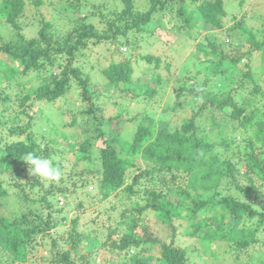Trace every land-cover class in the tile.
<instances>
[{
    "label": "trees",
    "instance_id": "1",
    "mask_svg": "<svg viewBox=\"0 0 264 264\" xmlns=\"http://www.w3.org/2000/svg\"><path fill=\"white\" fill-rule=\"evenodd\" d=\"M32 1L35 4L41 2ZM71 1L69 0V6L73 12L78 13L81 1ZM123 1L121 15L115 10L112 11L113 18H105L101 14L100 17L105 18L106 26L101 31L94 23L87 22L85 15H78L71 29L63 33L56 32L52 21L42 16L37 35L27 37L21 30L26 1L0 0V25L12 30V34L6 39L0 34V84L5 82V89L10 88L9 82L11 83L13 76H27L34 72L39 73L42 78V83L34 91L18 95V106L21 107L19 112L26 116V120L19 127H10L9 134L16 137L1 145L0 172L4 175H0V198H4L11 189L25 209L18 213H0V264H35V258L30 260L29 255L39 251L40 247L46 254L50 253V258L46 259L47 255L41 253L38 256L39 261L48 260V264H98L89 258L91 251L80 253L85 241L79 230L81 215L67 217V214L62 213L63 208L56 206L59 195L68 196L66 188L29 175L28 165L22 161L23 156L31 152L49 158L63 171V161L70 152L69 148L75 161L91 157V139H83L76 148H73V144L63 145L52 137L45 139V142L37 141L31 132L36 118L27 110L28 101L31 98L41 102L56 101L71 88L73 80L81 84L82 98H89V74L82 72L74 63L75 57L90 43L110 40L117 47L121 44L130 46L133 39L129 33L140 30L142 24L156 17L161 19L160 11L164 15L170 14L178 29L199 27L200 23L209 24L222 30L226 38L221 43L210 42L208 47L201 50L202 62L206 63L205 72L210 77H205L200 83H191L189 87L180 85L178 88L179 94L186 91L188 95L201 99L196 109L198 111L192 112L190 117L172 130L169 129L167 120L161 122L153 133V118L144 116L138 123L132 141L121 140L115 136L112 139L104 138L100 149L101 176L96 182L100 192L99 200H104L113 193L118 196L120 191L128 194L127 199L134 196L131 205L121 213L129 221L124 220L126 224L121 228H107L102 245H109L110 254L121 259L120 262L108 263L155 264L145 252L150 250L149 244L157 242V239L152 238L145 227H141V233L136 231L138 221L141 222L140 215L147 209H152L157 217L166 221L172 228L173 235L180 232L179 228L184 224L178 222V219L189 220V230L184 228L182 232L209 239L211 244L217 240H226L242 250L257 244L264 235V211L255 206V199L264 198V191L253 180L243 185L233 178L236 193L251 194L253 197L249 201L241 200L237 194L227 192L221 186L222 180L234 177L235 162L229 158H220L214 150L216 144L205 132H199L196 123L197 114L206 107H212L217 111H228L224 117V125L235 120L231 127L236 131L250 130L255 137L260 133L261 143L257 145L254 141L247 140L246 151L241 156L248 159L249 172L264 182V108L260 111L251 99L253 94L263 91L256 79V69L250 67L251 52L264 51V38L257 40L253 31L244 27L243 18L224 26L223 19L227 15L224 0H148L147 6L141 11L133 7L132 0ZM241 29L244 32L243 40L233 42L237 37L234 33L237 34V30ZM228 34L232 38L228 39ZM245 43H248V48L241 51L239 47ZM227 47L229 51L226 50ZM231 49L239 53L231 54ZM128 55V52H124L122 59L110 62L101 69V74L113 84L122 82L126 98L139 100L145 98L146 94L153 96L157 90L149 84L145 90L138 89L137 85L131 86L132 67ZM210 55L212 57L208 58ZM141 57L146 62L153 63L154 67L161 62L160 56L150 53ZM11 61L17 62V65H10ZM165 66L169 67V63L166 62ZM225 78H228V83L234 84L227 88ZM215 79L216 82L224 80L217 90L211 84ZM247 93L249 98L245 97ZM2 99L9 100V95L4 94ZM250 102L253 104H249ZM176 105L182 106V103L178 102ZM170 108L176 109L175 106ZM4 111V108L0 109V116ZM92 111L89 108L85 113ZM14 117L15 115L12 119ZM213 121L216 123L215 117ZM96 131L99 135L103 134L100 129ZM234 141L232 139L231 143ZM231 153L233 156L238 154ZM139 158L143 165L137 164ZM130 168H134V173L131 182L125 185L124 182L128 181L126 173ZM63 179L61 176L59 182ZM138 183L143 188L136 187L135 184ZM140 200L142 204H139ZM216 207H219L220 212L211 216L213 223L210 218L201 216V210H214ZM136 213L138 215L135 217ZM245 216L249 220L257 218L253 221L254 226H240ZM119 234L121 235L116 238ZM160 245L162 264H186L185 249L177 246L173 239ZM253 264H264V260Z\"/></svg>",
    "mask_w": 264,
    "mask_h": 264
},
{
    "label": "rangeland",
    "instance_id": "2",
    "mask_svg": "<svg viewBox=\"0 0 264 264\" xmlns=\"http://www.w3.org/2000/svg\"><path fill=\"white\" fill-rule=\"evenodd\" d=\"M25 1L26 7L22 18L24 25L21 30L27 37L37 35L42 16L52 21L56 32L63 33L71 29L78 15H85V20L94 23L101 31L106 28L104 25L105 18H113V10L121 15L124 8L123 0H80L82 5L78 13H75L69 6V0H41L40 4H35L32 0ZM75 1L72 0L71 2L76 3ZM147 1L132 0V5L136 10L141 11L147 6ZM224 1L227 13L223 19L224 26H229L235 20L243 18L244 27L251 29L257 40L264 38V0ZM101 14L105 18L100 17ZM159 15L162 16L161 19L156 17V19L142 24L140 30L131 32L132 35L129 33L133 39L130 46L121 44L120 47H117L110 40H105L96 44H88L75 57L74 63L79 66L82 72L89 74L87 85L89 98H82V86L73 80L71 88L56 101L41 102L35 98L28 101L29 108L27 110L36 118L31 132L37 141L45 142V139L52 137L63 145L73 144V148H76L83 139H91V157L75 161L69 148L70 152L67 154L66 160L63 161L62 176L64 179L62 182L54 183L65 187L68 194V196L59 195V202L56 206L62 207V213L67 214V217H73L74 214L81 215L79 230L82 232L85 241L80 253L85 254L87 253L86 250L91 251L89 258L98 264H109L108 261L115 263L121 261L119 257L110 254L109 245L103 246L102 243L105 241L108 226L110 229H112L110 226L121 228L126 224L124 220L129 221L128 217L122 216L121 213L134 201V196L127 199L128 194L124 191H120L118 196L113 193L106 199L99 200L100 192L96 182L101 176L100 149L104 144V138L112 139L115 136L121 140L132 141L138 123L144 116L153 118L155 123L152 125L153 133L156 132L157 126L161 122L167 120L168 127L172 130L190 117L192 112L198 111L196 109L201 99L188 95L186 91L179 94L178 88L180 85L189 87L191 83H200L205 77H210L205 72L206 63L202 62L201 50L203 47H208L210 42L221 43L226 38L222 30L215 29L209 24L200 23L199 27L178 29L170 14L164 15L163 11H160ZM11 32L12 30L10 31V29L0 25V34L5 39L12 34ZM234 34L238 38L236 37L233 42L238 39L243 40L244 32L242 29L237 30V34ZM229 38L232 36L228 34ZM247 48L248 43L239 47L241 51H245ZM226 50L229 51V47ZM124 52H128L130 57L131 86L137 85L138 89L145 90L149 84L157 90L153 96L146 94L145 98H139V100L126 98L122 82L113 84L101 74V69L110 62H117L122 59ZM147 53L160 56V64L154 67L153 63L146 62L141 55ZM229 53L234 54L235 50L231 49ZM236 53L239 52L236 51ZM211 57V55L208 56V58ZM166 62L169 63V67L165 66ZM250 64V67L257 71L256 79L261 84L263 91V93L253 94L251 99L261 111L264 108V51L251 52ZM10 65L15 66L17 62L11 61ZM38 74L34 72L27 76L15 75L12 77L11 83L9 82L11 87L7 89H5V82L0 84V109H5L4 114L0 116V157L2 156L1 145L4 141L13 140L16 137L9 134V128L13 125L19 127L26 120V116L19 112L21 107L18 106L17 97H19L18 95L21 96L22 93L34 91L42 83V78ZM224 80H226L227 88L234 84L233 82L228 83V78ZM224 80L216 82L215 79L211 83L212 88L217 90ZM4 94L9 95V100L4 101L2 99ZM247 95L249 93L245 95L246 98H249ZM178 102L182 103V106L176 105ZM252 102L249 104L252 105ZM171 106H175L176 109H171ZM89 108L93 111L86 114L85 111ZM225 114H228V111H217L212 107H206L197 114L196 123L199 132H205L210 140L216 144L214 150L219 157L222 159L229 158L235 162L234 177L224 178L221 186L226 188L227 192L237 194L241 200L249 201L253 197L251 194L235 192L233 178L243 185L253 180V183L260 186V189L264 191V182L257 179L254 173L249 172L248 159L243 155L241 156L247 148L245 142L252 140L258 145L262 141V135L259 133L255 137L250 130L236 131L231 127L235 120L228 119L230 122L224 125ZM14 115L15 117L12 119ZM213 117L216 118V123H214ZM96 129L102 130L103 134L99 135ZM232 139L235 140L234 143H231ZM231 152L239 155L233 156ZM137 160V164L143 165L140 158ZM133 173L134 168H130L126 173L128 181L124 182L125 185L131 182ZM0 175H4V173L0 172ZM85 177L87 178L83 180ZM135 186L143 188L140 183L135 184ZM11 191L9 189V193L4 198H0L1 214L18 213L25 209V206ZM142 203L140 200L139 204ZM255 206L264 211V198L255 199ZM180 210L182 211L183 208L181 207ZM219 212V207H216L214 210H201L200 214L204 218H210V222L213 223L214 219L211 216ZM137 215L136 213L135 217ZM140 217L141 222L137 220L136 231L141 233L143 232L141 227H145L146 230L150 231L151 237L157 239V242L149 244L151 248L145 252V255L150 256L155 264H162L160 244L162 242L168 243L172 239L177 246L185 249L186 264H253L264 260V235L261 236L257 244H252L241 250L226 240H217L211 244L209 239L184 234L182 229L187 228L189 230L190 228L189 220L178 219V222H184V224L179 228L181 231L173 235L172 228L167 225L166 221L157 217L152 209L144 210ZM256 219L253 218L251 221L245 216L240 226H254L253 221ZM63 225L67 226L66 224ZM42 250L40 247L39 251L36 250L29 255L30 260L35 258L33 261L35 264H48V260L39 261L38 256L41 253L47 255L46 259L50 258V253L46 254Z\"/></svg>",
    "mask_w": 264,
    "mask_h": 264
},
{
    "label": "clouds",
    "instance_id": "3",
    "mask_svg": "<svg viewBox=\"0 0 264 264\" xmlns=\"http://www.w3.org/2000/svg\"><path fill=\"white\" fill-rule=\"evenodd\" d=\"M22 161L28 165L29 175L46 183L58 182L62 176V170L52 160L34 153H26Z\"/></svg>",
    "mask_w": 264,
    "mask_h": 264
}]
</instances>
